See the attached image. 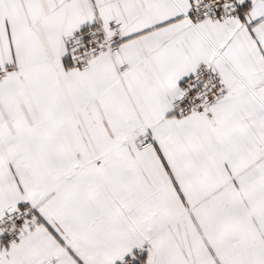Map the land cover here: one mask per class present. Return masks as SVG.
Here are the masks:
<instances>
[{
	"label": "snow or ice",
	"instance_id": "snow-or-ice-1",
	"mask_svg": "<svg viewBox=\"0 0 264 264\" xmlns=\"http://www.w3.org/2000/svg\"><path fill=\"white\" fill-rule=\"evenodd\" d=\"M0 264H264V0H0Z\"/></svg>",
	"mask_w": 264,
	"mask_h": 264
}]
</instances>
